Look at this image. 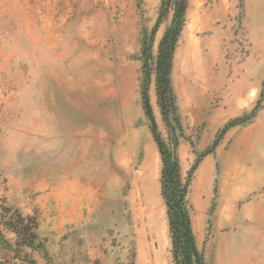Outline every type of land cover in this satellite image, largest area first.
<instances>
[{"label":"rangeland","instance_id":"obj_1","mask_svg":"<svg viewBox=\"0 0 264 264\" xmlns=\"http://www.w3.org/2000/svg\"><path fill=\"white\" fill-rule=\"evenodd\" d=\"M173 9L0 0V264H176L163 169L200 264H264V0H186L161 99Z\"/></svg>","mask_w":264,"mask_h":264},{"label":"trees","instance_id":"obj_2","mask_svg":"<svg viewBox=\"0 0 264 264\" xmlns=\"http://www.w3.org/2000/svg\"><path fill=\"white\" fill-rule=\"evenodd\" d=\"M186 0H162V4L173 6V23L170 30L163 36L158 52L155 58L157 71V94L159 98L165 99L164 94H167L169 99H172L171 87L169 81V73L171 69V58L173 46L176 41L179 24L182 13L185 10ZM158 22L152 30V36L156 32ZM159 88V89H158ZM143 100L147 115L152 123V133L157 143L160 144L156 135V128L152 111L148 102L146 92L143 93ZM166 116V114H165ZM168 169L173 171V177L178 178V167L175 158H171L168 164ZM166 170H162L160 193L166 206V212L169 222V230L173 239V256L176 264H200V255L195 247L193 237L190 231L189 220L185 209V194L188 186V181L184 184L181 194L178 199L174 200L166 192ZM180 258V259H179Z\"/></svg>","mask_w":264,"mask_h":264},{"label":"water","instance_id":"obj_3","mask_svg":"<svg viewBox=\"0 0 264 264\" xmlns=\"http://www.w3.org/2000/svg\"><path fill=\"white\" fill-rule=\"evenodd\" d=\"M171 155H172V159L174 157V145L171 143Z\"/></svg>","mask_w":264,"mask_h":264},{"label":"bare ground","instance_id":"obj_4","mask_svg":"<svg viewBox=\"0 0 264 264\" xmlns=\"http://www.w3.org/2000/svg\"><path fill=\"white\" fill-rule=\"evenodd\" d=\"M148 184H149V186H151V185H152V182H151V181H149V182H148ZM149 214H150V213H149ZM154 243H155V242H154Z\"/></svg>","mask_w":264,"mask_h":264}]
</instances>
